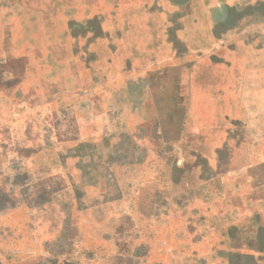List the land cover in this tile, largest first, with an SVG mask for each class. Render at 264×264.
I'll return each mask as SVG.
<instances>
[{
    "label": "rangeland",
    "instance_id": "rangeland-1",
    "mask_svg": "<svg viewBox=\"0 0 264 264\" xmlns=\"http://www.w3.org/2000/svg\"><path fill=\"white\" fill-rule=\"evenodd\" d=\"M172 1L177 0H0V74L23 70L17 54L28 38L38 41L45 14L74 4L79 17H96L98 29L97 19L108 15L110 42L117 44L122 37L127 50L134 51L145 40L148 16L164 19L174 13ZM31 68L37 73V64ZM109 88L110 132L88 139L87 148L64 146L61 151L63 179L55 185L61 191L56 199L61 225H14L37 217L39 208L54 201L39 194L54 189V183L37 179L39 173L53 172L47 164L53 152L44 155L38 147L27 151L15 146L11 159L0 150V264H264L261 81L234 92V111L249 116L226 135L231 142L221 149L213 148V143L201 149H169L157 142L156 149L133 150L124 124L140 121L148 128L157 122L158 87L123 85L111 78ZM223 105V111L228 109ZM27 128L29 134L24 136L37 146L34 122ZM45 141H52L49 134ZM27 154L34 165L22 160ZM86 190L88 196L81 193L75 198V191ZM73 201L91 205L95 212L90 215L81 209L71 214ZM194 202L220 213L215 217L209 210L211 219L200 214L203 225L166 224L171 208ZM229 205L239 209L232 218L230 208L225 209ZM101 211L107 225H85L99 221ZM49 216L57 219L53 212Z\"/></svg>",
    "mask_w": 264,
    "mask_h": 264
},
{
    "label": "crops",
    "instance_id": "crops-1",
    "mask_svg": "<svg viewBox=\"0 0 264 264\" xmlns=\"http://www.w3.org/2000/svg\"><path fill=\"white\" fill-rule=\"evenodd\" d=\"M171 4L175 12L164 19L148 16L145 40L136 44L134 51L127 50L122 37L117 44L110 42L108 15L97 19L98 29L96 17H79L74 4L54 15L45 14L38 41L28 38L17 54L23 70L1 72L0 150L11 159L15 146L27 151L38 147L44 155L53 152L47 163L54 167L53 172L39 173L37 179L54 183V189L39 191L54 201L39 208L37 217L14 225H61V205L56 201L61 191L55 186L63 179L61 151L64 146L87 148L88 139L110 132L111 78L123 85L158 87L157 122L148 128L140 121L133 126L124 124L133 150L156 149L157 142L169 149H201L209 143L221 149L230 144L226 135L249 116L234 111L237 87L261 81L264 95V0H177ZM11 56H15L13 52ZM36 64L37 73L31 68ZM223 104L228 109L223 111ZM31 121L37 128V146L24 136L29 134L27 124ZM45 134L52 141H45ZM22 160L35 164L29 154ZM75 192V198L89 193ZM187 206L171 208L166 224L203 225L205 214L211 219L206 204ZM72 207L71 214L81 209L90 215L95 212L93 206L82 207L74 201ZM229 208L232 218L239 209L225 206ZM50 212L57 214V219H51ZM213 212L216 217L220 209ZM106 219L101 211L99 221L85 225H107Z\"/></svg>",
    "mask_w": 264,
    "mask_h": 264
}]
</instances>
